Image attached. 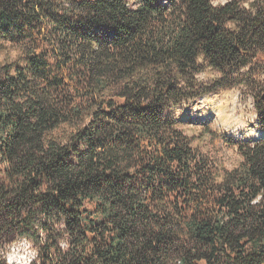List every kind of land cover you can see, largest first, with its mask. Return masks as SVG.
<instances>
[{"label":"trees","instance_id":"16d2710c","mask_svg":"<svg viewBox=\"0 0 264 264\" xmlns=\"http://www.w3.org/2000/svg\"><path fill=\"white\" fill-rule=\"evenodd\" d=\"M10 49L0 264L22 240L29 264H264V136L227 169L168 114L256 82L264 0H0Z\"/></svg>","mask_w":264,"mask_h":264},{"label":"rangeland","instance_id":"374dc122","mask_svg":"<svg viewBox=\"0 0 264 264\" xmlns=\"http://www.w3.org/2000/svg\"><path fill=\"white\" fill-rule=\"evenodd\" d=\"M226 1L213 0V3L221 4ZM18 55L19 52L13 49L0 51V63L6 59L16 58ZM262 59L258 65L251 64L243 70V72L248 71L249 75H255L256 82L249 88L239 85L221 89L203 96L197 102L174 106L168 111L170 116L182 123L185 133L192 138L195 147L212 156L227 169L235 167L240 160L235 148L227 144V138H251L246 134L248 130L259 132L256 137L264 136V132L257 128L259 124L257 96L264 93V56ZM214 75L213 71L207 70L200 78L207 81ZM206 96L218 99V105L224 112V116L220 118L210 115L203 118L205 108L201 107V100ZM34 255L35 250L27 241L22 240L12 245L6 256V262L8 264H29Z\"/></svg>","mask_w":264,"mask_h":264},{"label":"bare ground","instance_id":"6f19581e","mask_svg":"<svg viewBox=\"0 0 264 264\" xmlns=\"http://www.w3.org/2000/svg\"><path fill=\"white\" fill-rule=\"evenodd\" d=\"M201 101H202V106L201 107L205 108V111H203L204 109H202L203 118L209 117L210 115H215L216 117H220V116L222 117L224 112L221 110L220 105H218V99L217 98H215V97L212 98L210 96H206ZM246 134L248 136H251V137H256V136L259 135V132L254 131V130H248Z\"/></svg>","mask_w":264,"mask_h":264},{"label":"water","instance_id":"95a60500","mask_svg":"<svg viewBox=\"0 0 264 264\" xmlns=\"http://www.w3.org/2000/svg\"><path fill=\"white\" fill-rule=\"evenodd\" d=\"M263 100H264V93H263V95H262V97H261Z\"/></svg>","mask_w":264,"mask_h":264}]
</instances>
